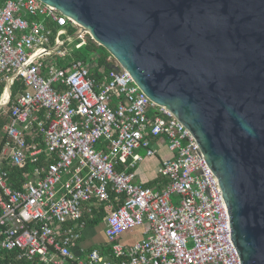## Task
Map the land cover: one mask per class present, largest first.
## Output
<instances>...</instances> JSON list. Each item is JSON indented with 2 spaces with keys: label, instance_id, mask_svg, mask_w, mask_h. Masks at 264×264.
<instances>
[{
  "label": "built area",
  "instance_id": "obj_1",
  "mask_svg": "<svg viewBox=\"0 0 264 264\" xmlns=\"http://www.w3.org/2000/svg\"><path fill=\"white\" fill-rule=\"evenodd\" d=\"M80 27L40 0H0V109L9 105L0 245L17 250L3 264H240L218 180L185 124L113 57L107 70L82 60L58 65L72 47L93 40L89 32L71 37ZM95 68L99 79L90 76ZM14 79L26 90L12 100ZM161 145L169 156L157 174L166 184L136 183L134 168ZM8 166L22 172L19 188L8 185ZM84 205L108 210L107 249L75 255ZM136 229L139 239L120 240Z\"/></svg>",
  "mask_w": 264,
  "mask_h": 264
},
{
  "label": "water",
  "instance_id": "obj_2",
  "mask_svg": "<svg viewBox=\"0 0 264 264\" xmlns=\"http://www.w3.org/2000/svg\"><path fill=\"white\" fill-rule=\"evenodd\" d=\"M40 1L191 131L240 264H264V0Z\"/></svg>",
  "mask_w": 264,
  "mask_h": 264
},
{
  "label": "trees",
  "instance_id": "obj_3",
  "mask_svg": "<svg viewBox=\"0 0 264 264\" xmlns=\"http://www.w3.org/2000/svg\"><path fill=\"white\" fill-rule=\"evenodd\" d=\"M53 33L56 34L59 30L58 27L54 26ZM67 34H71L74 31V28L71 26L66 27ZM65 35H63L64 37ZM109 57V53L97 42L90 39L89 37L87 40L79 47H72L71 51L65 56V58L60 59L58 61V65L60 67L69 66V63L76 60H82L86 63L88 62H96L97 66L103 67L105 70L110 66L107 62V58ZM90 76L95 77L96 79L101 78V76L98 74L97 69H93L90 73ZM4 82H0V95L3 91ZM26 90L25 85L21 82L19 79H14L12 85H11V99L13 100L15 96L19 92H24ZM6 108L2 111H0V151L1 147L4 145V142L7 140V136L5 132L3 131V125L9 122V105L5 106ZM161 160V159H160ZM6 170L9 172V180L8 185L12 188H19L20 184L17 182L18 178H20V181L23 180L21 178L22 172L18 171L14 167H6ZM23 177V176H22ZM161 180V185L166 184V180ZM159 180V181H160ZM154 182H157L154 181ZM153 182V183H154ZM144 186L152 188V182L148 184H144ZM105 208L102 206L101 208H97L95 212H98L96 216L93 217L92 214L88 216H83V220L85 221L86 226H95L100 220L104 219L106 216V212L104 211ZM0 226V244L4 237V234L1 231ZM17 256V250H7L5 248H2L0 245V264L13 261ZM18 264H43L42 262H37L36 260H27V259H21L18 261Z\"/></svg>",
  "mask_w": 264,
  "mask_h": 264
},
{
  "label": "crops",
  "instance_id": "obj_4",
  "mask_svg": "<svg viewBox=\"0 0 264 264\" xmlns=\"http://www.w3.org/2000/svg\"><path fill=\"white\" fill-rule=\"evenodd\" d=\"M167 156H169V152H167L165 145H161V147L159 148V152L156 155L145 158L141 162H139L134 168L136 172V183H141L142 185H144L152 182V188H158L159 183H161V177L157 174V166L159 165L160 159ZM156 180L157 182H154ZM95 211L96 207L94 206L84 205L82 208L83 216L92 214L94 217L98 214V212ZM104 227V219L100 220V222H98L95 226H86L85 224V227L82 230L81 238L73 248V253L75 255L80 254L81 249H86L88 247H97L98 249L106 250L107 247L104 236ZM139 232V229L129 231L125 233L120 238V240L124 243H130L133 240L139 239Z\"/></svg>",
  "mask_w": 264,
  "mask_h": 264
},
{
  "label": "rangeland",
  "instance_id": "obj_5",
  "mask_svg": "<svg viewBox=\"0 0 264 264\" xmlns=\"http://www.w3.org/2000/svg\"><path fill=\"white\" fill-rule=\"evenodd\" d=\"M50 58L52 57V56H49ZM109 57H112L110 54H109ZM6 107L5 106H3V108H1L0 109V111H2V110H4ZM172 196H174L175 198L177 197L176 195H172ZM105 212H106V214L108 213V210L105 208V210H104Z\"/></svg>",
  "mask_w": 264,
  "mask_h": 264
},
{
  "label": "bare ground",
  "instance_id": "obj_6",
  "mask_svg": "<svg viewBox=\"0 0 264 264\" xmlns=\"http://www.w3.org/2000/svg\"><path fill=\"white\" fill-rule=\"evenodd\" d=\"M4 99H5V96H4Z\"/></svg>",
  "mask_w": 264,
  "mask_h": 264
}]
</instances>
